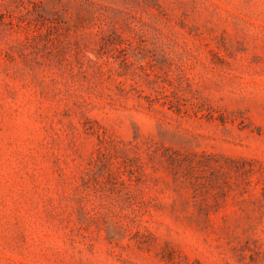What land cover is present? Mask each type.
I'll use <instances>...</instances> for the list:
<instances>
[{
	"label": "rangeland",
	"instance_id": "1",
	"mask_svg": "<svg viewBox=\"0 0 264 264\" xmlns=\"http://www.w3.org/2000/svg\"><path fill=\"white\" fill-rule=\"evenodd\" d=\"M0 264H264V0H0Z\"/></svg>",
	"mask_w": 264,
	"mask_h": 264
}]
</instances>
